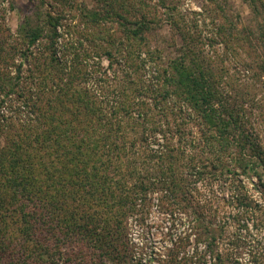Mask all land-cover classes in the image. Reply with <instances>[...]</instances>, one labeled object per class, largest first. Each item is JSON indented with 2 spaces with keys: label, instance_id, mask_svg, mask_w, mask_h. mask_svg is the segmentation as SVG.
I'll return each instance as SVG.
<instances>
[{
  "label": "trees",
  "instance_id": "1",
  "mask_svg": "<svg viewBox=\"0 0 264 264\" xmlns=\"http://www.w3.org/2000/svg\"><path fill=\"white\" fill-rule=\"evenodd\" d=\"M94 1L62 0L41 11V0L37 20L20 25L27 46L9 47L22 57L16 73L0 67L4 97L18 95L26 107L6 116L2 129L0 264H235L219 250L226 225L200 203L198 185L229 184L238 211H251L240 176L263 179L264 149L249 101L240 100L246 92L227 80L218 51L206 50L220 43L225 58L244 51L248 78L263 83L257 47L264 46V29L251 37L223 10L224 21L177 27L181 43L170 56L151 49L149 37L166 24L159 7L174 25L176 4ZM248 2L264 15V0ZM76 14L93 29L85 36L91 48L116 64L112 100L82 85L88 75L77 67L79 49L72 64L60 54L59 28ZM205 30L211 35L202 36ZM39 45L40 59L32 50ZM30 57L36 94L22 82ZM259 105L256 120L264 118V97ZM154 210L169 215L173 227L178 216L189 218L186 235L172 233L164 253L143 233ZM142 245L148 257L138 252Z\"/></svg>",
  "mask_w": 264,
  "mask_h": 264
},
{
  "label": "rangeland",
  "instance_id": "2",
  "mask_svg": "<svg viewBox=\"0 0 264 264\" xmlns=\"http://www.w3.org/2000/svg\"><path fill=\"white\" fill-rule=\"evenodd\" d=\"M61 1L44 0V7L41 11L58 7ZM148 1L154 4L158 2V0ZM173 1L170 0L168 2L176 4L175 12H173L175 13L176 22L172 26L170 22L172 20L168 17L166 9L158 6L159 13L165 19L164 22L166 24L165 26L156 27L149 37V47L151 49L156 47L165 48V51L170 56H175V51L181 43L179 29L182 31L184 27L195 28L196 25L201 26L204 19L207 23L217 18L224 21V18H222L223 10H225L233 22L238 24L240 29H243L251 37L258 36L260 28L264 29V15H256L250 7L248 0ZM40 3L41 0H0V67L2 68V72L12 75L16 73V68L22 61V57L14 49H11L10 52L9 47H15L21 50L27 46V43L23 40L19 32L20 25L27 19H31V21L37 20V7ZM82 3L88 6L95 5L94 0H74L73 4L76 6ZM67 9H69L68 6ZM92 30L77 14L74 17H68V20H64L63 25L59 28V32L62 34L61 41H63V48L60 50V54L66 57L70 61V64H72L71 61L76 58V49H79L80 55L77 58L79 64L77 67L81 71L80 74L88 75L87 79H82V85H85L90 91L96 94L99 99L101 96L106 95L112 100L116 94L114 90L118 89L119 82L118 77H116V64L114 63L112 65L105 54L100 50H98V54L97 50L91 48L90 42L86 41L85 36H91ZM198 34V31L192 32L194 36ZM201 35L210 36L211 33L205 30L204 34L201 33ZM214 49L218 51L216 55L217 60L221 58L220 64L224 66V70L228 71L229 78L227 80L240 92H246L240 100L249 101L247 102L248 110L254 113L252 117L256 121L255 133L264 149V118L255 119V117L259 116V112H262L259 101L264 97V82H254V80L248 78V75H250L249 72L244 71L245 61L247 62L248 57L244 51L239 50L237 54L235 53L236 57L233 56L234 54H230L228 58H225L223 56V45L218 43L212 48L207 47L206 53L212 55ZM32 50L35 58L40 59L42 57L43 48L40 45L34 46ZM257 50L264 60V46H258ZM221 55L222 57H220ZM31 61L30 57L23 65L22 82L26 89L36 94L38 80L31 77L33 74L30 64ZM119 75L121 76V74ZM255 83L256 85H253ZM255 94L257 97L253 101L252 97ZM4 100L6 101L4 102ZM19 109L20 112L17 113ZM23 109H26V107H24L22 99L18 95L12 94L4 97V93L0 90V145L4 142L2 133V129H4V118L15 113L16 115L22 114L21 111ZM262 115H264V112ZM192 128L195 129V126ZM194 135L199 136L197 128L195 129ZM260 170L264 171L263 168ZM240 178L242 179V185L248 196V201L253 206L251 211L247 213H242L241 210L238 211V208L235 206V200H232V196L236 191L229 184L215 181H212L210 186H207V182L199 183V190L203 192L200 203L206 205L209 215L213 217L217 213V219L226 225L223 239L219 243V250L225 256L228 255L235 264H263L264 177L261 181L256 176L247 177L242 175ZM178 217L180 221L173 227V219L169 215L158 214L154 210L151 217L153 225L149 222L151 226H148V228L145 226L143 228V233H146L149 244L155 245L160 252L164 253L166 251L165 246L170 244L169 238L172 233L185 236V233L188 231L189 218L185 214ZM135 229V235H137L138 228L135 227ZM193 238L192 236L190 244H193ZM136 241L140 242L137 237ZM149 249L147 250L142 245V249H138V252L148 257Z\"/></svg>",
  "mask_w": 264,
  "mask_h": 264
}]
</instances>
